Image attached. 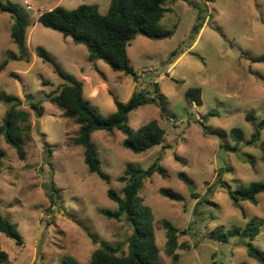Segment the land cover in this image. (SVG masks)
<instances>
[{
  "label": "rangeland",
  "instance_id": "rangeland-1",
  "mask_svg": "<svg viewBox=\"0 0 264 264\" xmlns=\"http://www.w3.org/2000/svg\"><path fill=\"white\" fill-rule=\"evenodd\" d=\"M10 1L29 17L28 61L9 59L10 53L19 55L11 38L14 20L0 9V94L17 96L23 102L31 95L43 100L45 111L37 117L24 104L31 112V131L24 133L25 160L0 137L4 153L0 206L24 240V245L18 246L0 233L10 264H65L69 259L88 264L102 243L121 246L127 254L131 227L124 219H109L100 211L118 210L108 191L123 196L125 184L119 178L128 164L147 170L158 159L166 176L155 174L147 179L140 196L155 215L160 264H259L248 257L245 239L232 237L221 243L210 236L218 227L226 232L233 227L245 228L255 218L261 222V232L253 243L264 251V193L258 196L257 204L240 202L246 217L228 194L229 187L236 190L264 182L258 146L264 141V130L258 145H248L254 126L246 120L247 114L255 115L258 121L264 119V63L255 61L264 57V0H189L199 8L186 0H168L171 11L159 26L172 35L160 40L137 35L128 47L130 67L140 76L137 83L101 60L90 62L84 45L38 22L42 13L57 7L74 10L96 5L105 15L112 0ZM196 25L201 27L197 35ZM38 48L48 52L65 73L86 83L85 98L104 117L116 112L115 99L126 103L142 90L153 96L158 84L166 114L154 104L143 105L129 115L128 124L138 130L156 120L166 131L165 142L136 154L123 146L122 132L97 131L92 142L110 181L89 173L84 148L73 143L79 126L46 99L64 81L37 55ZM191 88L201 90V106L186 100ZM6 109L7 105L0 103V126ZM205 116L208 120L203 123L213 136H206L198 124ZM234 128L244 136L239 153L219 148L220 143L236 145L231 136ZM47 149L52 150L50 157ZM180 173L187 175L188 183L180 179ZM52 180L58 189L53 202L46 190ZM161 189L182 199L165 198ZM164 221L186 232L179 237V244L186 248L176 251L178 260L167 253Z\"/></svg>",
  "mask_w": 264,
  "mask_h": 264
},
{
  "label": "trees",
  "instance_id": "trees-1",
  "mask_svg": "<svg viewBox=\"0 0 264 264\" xmlns=\"http://www.w3.org/2000/svg\"><path fill=\"white\" fill-rule=\"evenodd\" d=\"M167 2L168 0H112L108 13L105 15L101 14L96 5H81L74 10L57 7L42 13L38 22L43 27L62 34L65 38H71L74 43L84 45L88 49L90 62L101 60L109 65L113 71L123 72L131 76L137 83L140 76L130 67L128 47L137 35L152 40L165 39L172 35L171 31L159 26L165 14L171 11L167 7ZM189 3L194 8H199L196 3L191 1ZM0 9L9 13L14 20L11 38L18 48L19 55L10 53L9 59L28 61L27 30L30 25L28 14L18 4L10 0H7V3L0 1ZM200 28L196 25L194 34L197 35ZM37 55L43 62L50 64L55 73L64 81L59 89L47 94L46 99L57 106L65 118L74 120L75 124L79 126L78 135L73 143L77 147L84 148V161L89 173L97 175L107 183L110 181L109 176L102 169L100 155L92 142V136L97 131L113 133L118 130L122 132L125 135L123 146L136 154L146 153L165 142L166 131L156 120L143 125L138 130H132L128 124L129 115L143 105L154 104L160 109L162 115L166 114V105L158 84L154 85L153 96L142 90L135 92L126 103L115 99L116 112L104 117L85 98L82 81L65 73L44 49L38 48ZM255 61L264 63V57ZM7 63L8 60L2 66ZM46 85L48 84L46 83ZM185 98L192 104L202 105V92L199 88L189 89ZM24 102L17 96L0 94V103L7 105L3 123L0 126V137H3L6 144L16 151L20 160L26 158L23 142L24 133L31 131L30 111H33L37 117H42L45 112L43 100L26 95ZM24 104L30 111L24 108ZM210 116L213 114L211 113ZM207 120L208 117L205 116L204 120L198 124L203 128L206 136H213V134L208 133L203 123ZM246 120L254 126L252 138L247 143L248 145H258L264 130V119L258 121L255 115L247 114ZM231 136L236 141V145L230 146L220 143L219 148L239 153L244 139L243 132L234 128L231 131ZM258 146L264 162V141ZM47 153L50 157L52 150L47 149ZM3 157L4 153L0 150V172ZM174 157L176 161H179L178 155L175 154ZM155 174H159L161 177L166 176V170L161 166L159 159L147 170L137 168L133 164L126 166L124 175L119 178V182L125 184L123 196H119L113 190L108 191V197L117 203L118 210L104 209L100 213L119 222L124 219L129 224L132 234L128 240V252L124 254L121 246L114 247L102 243L100 248L92 254L88 264H160V250L154 231L155 215L153 209L146 205L144 198L140 196L145 181ZM179 177L184 183H188L189 180L185 173H180ZM223 185L225 186L226 183ZM46 190L48 198L53 202L58 193L53 180ZM160 193L172 201L182 199L181 196L167 189H161ZM262 193H264V182H253L249 186L236 190H232L231 187L228 188V194L233 205L242 210L244 217H246V213L240 206V202L257 204L258 196ZM163 226L167 232V253L178 260L179 256L176 251L186 248V246L179 244V237L180 234L186 232H180L168 221H164ZM260 232L261 222L253 218L245 228L233 227L226 232L218 227L213 231L210 238L221 243H227L232 237H241L246 240L245 247L248 257L259 264H264V251L253 243ZM0 233L14 240L18 246L24 245L18 226L3 215L1 206ZM10 263L9 254L3 250L0 244V264ZM65 264L82 263L69 259Z\"/></svg>",
  "mask_w": 264,
  "mask_h": 264
},
{
  "label": "crops",
  "instance_id": "crops-1",
  "mask_svg": "<svg viewBox=\"0 0 264 264\" xmlns=\"http://www.w3.org/2000/svg\"><path fill=\"white\" fill-rule=\"evenodd\" d=\"M82 82H83V80H82ZM84 83V88H85V86H86V83L85 82H83ZM88 101H89V99H88Z\"/></svg>",
  "mask_w": 264,
  "mask_h": 264
},
{
  "label": "water",
  "instance_id": "water-1",
  "mask_svg": "<svg viewBox=\"0 0 264 264\" xmlns=\"http://www.w3.org/2000/svg\"><path fill=\"white\" fill-rule=\"evenodd\" d=\"M191 190L193 191L194 189L192 188V186H191Z\"/></svg>",
  "mask_w": 264,
  "mask_h": 264
}]
</instances>
